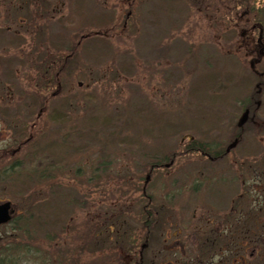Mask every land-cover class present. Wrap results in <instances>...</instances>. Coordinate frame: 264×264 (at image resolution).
Returning <instances> with one entry per match:
<instances>
[{
	"label": "rangeland",
	"instance_id": "rangeland-1",
	"mask_svg": "<svg viewBox=\"0 0 264 264\" xmlns=\"http://www.w3.org/2000/svg\"><path fill=\"white\" fill-rule=\"evenodd\" d=\"M255 13L244 0H0V70L30 68L36 82L0 106V202L16 208L14 221L0 227V259L9 243L49 252L59 235L63 259L83 250L82 264H118L112 252L127 241L118 232L145 219L137 211L150 163L190 141L228 145L231 130L240 131L232 160L245 157L256 169L250 177L261 174L264 115L254 109L241 126L246 92L258 91L240 85L258 80L246 56L258 40L249 31ZM193 155L176 161H197ZM103 161L111 163L105 175ZM47 163L56 167L44 179ZM120 210L124 229L109 236L105 226H119L104 214ZM25 225L47 229L33 240ZM189 228L183 241L195 245L197 230ZM104 234L106 242L98 239ZM155 237L147 257H172L163 233Z\"/></svg>",
	"mask_w": 264,
	"mask_h": 264
},
{
	"label": "flooded vegetation",
	"instance_id": "flooded-vegetation-1",
	"mask_svg": "<svg viewBox=\"0 0 264 264\" xmlns=\"http://www.w3.org/2000/svg\"><path fill=\"white\" fill-rule=\"evenodd\" d=\"M244 1L245 3L247 1V5L251 6L254 13L256 11L255 14L261 13L257 20L249 19L250 33L257 31L259 34H256L258 40L254 49L246 55L250 58L248 60L250 68L260 70L254 73L257 82L252 80L240 84L254 85L258 90L254 89L250 94L246 92V99L241 107L243 114H247L248 118L252 116L254 109L262 117L264 115V112H261L264 105V0ZM1 67L4 68L0 73L3 75L4 83L6 80L3 86L6 93L0 95V106L4 100L12 105L16 98L22 99L16 95L19 91V94L21 93L24 83L29 82L32 85L35 81L26 76L31 73L30 68H25L23 72L24 67L18 66L10 76V67ZM246 79L248 77L243 78L244 81ZM4 95L6 99L3 98ZM3 115L0 112V117ZM240 133V131L233 133L231 130L228 145L217 141L208 148L184 146L181 154L168 153L169 155H166L160 163L153 161L150 163L141 195V198L145 199V204L142 205L141 211L140 209L137 211L139 216L146 217V228L141 226L133 231L118 232L123 241L127 238L125 247H122L124 250L117 248L122 251L115 254L117 251L115 248L112 252L118 264H264V163L261 162L257 168L262 170L261 174L250 177L251 169L254 171L256 169H253L249 160L245 161V157L241 162L232 160L233 144H236L232 143V140L239 139ZM15 143L14 139L5 147L8 149ZM190 154H195L192 158L197 161H176L177 158L181 159V156ZM199 157L205 160L199 161ZM261 167L263 169H260ZM116 213L121 216L125 212L120 210ZM171 218H176V221H173L175 225L170 223ZM164 222L167 225H163ZM194 225L197 230L195 245L184 243L183 234L188 231V227L191 229ZM123 227L111 226L107 229L114 232L116 229L123 230ZM62 233L69 234L68 231ZM160 233H163L162 246L167 253L172 252L173 256L147 257L145 252L155 244V236ZM75 234L77 237L78 232ZM61 237L55 235L53 239H49L57 240L55 243L50 242L52 249L49 252L42 254L40 251L42 248L34 247L32 255L38 257L37 260L48 261L49 264L62 261L63 250L59 252L57 248ZM99 239L106 242L108 237L104 234ZM85 255L86 252L83 250L80 253L70 252L66 255L69 258L64 260L68 264H80L79 256L83 259Z\"/></svg>",
	"mask_w": 264,
	"mask_h": 264
},
{
	"label": "trees",
	"instance_id": "trees-1",
	"mask_svg": "<svg viewBox=\"0 0 264 264\" xmlns=\"http://www.w3.org/2000/svg\"><path fill=\"white\" fill-rule=\"evenodd\" d=\"M109 15H111V14H109ZM108 15V16H109ZM107 17V16H106ZM111 17H112V15H111ZM105 25H108V22L105 24ZM56 145V144H55ZM187 146V145H186ZM194 146H200V144H194V143H192L191 144V141L188 143V146L187 147H194ZM55 147V146H54ZM74 153V152H73ZM69 154H72L70 151H69ZM111 163H108L107 164V162H102L101 163V165L100 166H102V171L103 172H106V174H107V172L109 171V170H111V168L110 167H108V165H110ZM58 165H62V164H58ZM55 163H47V165H45L44 166V168H42V170H41V172H40V174L42 175V178H44V179H46L47 177L46 176H48V177H50V172H52V171H54L55 170ZM62 168H59L58 170H61ZM62 171V170H61ZM37 172V171H36ZM47 174V175H46ZM31 177H34V176H32L31 175ZM123 180V179H122ZM36 185V184H35ZM67 200H68V198H67ZM34 201H36V200H34ZM53 202V201H52ZM37 203V202H36ZM60 204L58 203V200H57V206H59ZM52 206H53V204H52ZM43 208H44V206H42ZM36 208H37V206H36ZM62 209H65V206H64V208H62V206H61V210ZM116 215H115V214ZM114 213H109V214H107L106 216H104V217H109V216H112L113 218H116L115 219V221H113V222H116V226H122L123 224H125V222H123L121 219V217L120 216H118L117 215V213H116V211L114 212ZM123 216V215H122ZM32 217V216H31ZM31 217H29V218H31ZM111 217V218H112ZM145 217V216H144ZM28 218V219H29ZM144 221H146V217H145V219L142 221V227L145 229L146 227V224L147 223H145ZM104 222H106V221H104ZM144 222V223H143ZM31 226V225H30ZM30 226L29 225H25V227H21V228H23V230L22 231H24L23 233H26L27 235L29 234L30 235V237H31V235H33V234H44L45 233V229H47V228H45V227H43L42 225H40V226H35V225H33L34 227H33V231H31L30 229ZM111 226H113V225H111ZM111 226L110 225H106L105 227H106V229L107 228H111ZM20 228V229H21ZM111 230H109V236L110 235H112L113 234V232H110ZM104 232V231H103ZM107 232H108V230H107ZM139 234H137V236H138ZM144 236V235H143ZM107 237H108V235H107ZM32 238V237H31ZM33 240L35 239V237L33 236V238H32ZM98 239H99V237H98ZM110 238L108 237V240H109ZM10 245L9 246H7V248H8V253H6L5 255H6V257H1V259H0V261H1V264H3L4 262L6 263L7 261H9V262H15L16 264L18 263V264H29V263H31V264H39V263H37V262H35L36 260H35V257L32 255V252L34 251V246L32 247V246H30V245H25V244H21V243H15V244H12V243H9ZM17 254V255H16ZM8 256H11L12 257V259L11 260H8ZM18 259H17V258ZM33 261V262H32ZM42 264V263H41Z\"/></svg>",
	"mask_w": 264,
	"mask_h": 264
},
{
	"label": "water",
	"instance_id": "water-1",
	"mask_svg": "<svg viewBox=\"0 0 264 264\" xmlns=\"http://www.w3.org/2000/svg\"><path fill=\"white\" fill-rule=\"evenodd\" d=\"M246 119L247 114L242 117L241 126L245 123ZM14 212L15 211L12 209L10 202L0 204V226L6 224L7 222H10V220L12 219V214H14Z\"/></svg>",
	"mask_w": 264,
	"mask_h": 264
},
{
	"label": "bare ground",
	"instance_id": "bare-ground-1",
	"mask_svg": "<svg viewBox=\"0 0 264 264\" xmlns=\"http://www.w3.org/2000/svg\"><path fill=\"white\" fill-rule=\"evenodd\" d=\"M200 146H201V147H207V148H208V147L210 146V143H208V142L206 143V141H200ZM164 157H166V156H164ZM164 157H162V158H164ZM160 161H161V160H160ZM160 161H159L158 158H155V160H154L153 162H159V163H160ZM105 174H106V172H103V173H102V175H105ZM98 178H99V177H97V178L95 177V180L98 179ZM53 195H54V194H53V190H51V193H50V194L47 192V198H48V199H51V198L53 197ZM12 217H15V214H12ZM20 230L22 231L23 228H21ZM40 251H42V253H43V251H45V250H43V248H42ZM80 258H82V257H80ZM36 261H37L39 264H41V263H42V264H49V263H47L48 261H43V262H41L40 260H36ZM80 262H81V261H80ZM80 262H79V263H80ZM57 264H68V263H66L65 260L63 259L62 261H58ZM80 264H82V263H80Z\"/></svg>",
	"mask_w": 264,
	"mask_h": 264
}]
</instances>
